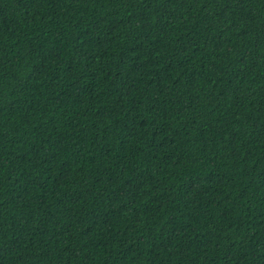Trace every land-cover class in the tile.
<instances>
[{
    "label": "trees",
    "instance_id": "16d2710c",
    "mask_svg": "<svg viewBox=\"0 0 264 264\" xmlns=\"http://www.w3.org/2000/svg\"><path fill=\"white\" fill-rule=\"evenodd\" d=\"M0 264H264V0H0Z\"/></svg>",
    "mask_w": 264,
    "mask_h": 264
}]
</instances>
